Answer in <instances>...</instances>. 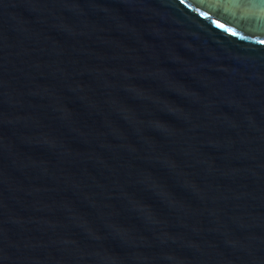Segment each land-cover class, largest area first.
Returning a JSON list of instances; mask_svg holds the SVG:
<instances>
[{
	"label": "water",
	"instance_id": "1",
	"mask_svg": "<svg viewBox=\"0 0 264 264\" xmlns=\"http://www.w3.org/2000/svg\"><path fill=\"white\" fill-rule=\"evenodd\" d=\"M262 40V0H0V264H264Z\"/></svg>",
	"mask_w": 264,
	"mask_h": 264
},
{
	"label": "snow or ice",
	"instance_id": "2",
	"mask_svg": "<svg viewBox=\"0 0 264 264\" xmlns=\"http://www.w3.org/2000/svg\"><path fill=\"white\" fill-rule=\"evenodd\" d=\"M183 2H184V0H181V3H183ZM262 2H264V0H262ZM217 26L221 27V28L224 27L222 24H218ZM229 31L231 32L232 35H236V33L232 32L231 29H229ZM260 43L264 44V40L260 41Z\"/></svg>",
	"mask_w": 264,
	"mask_h": 264
}]
</instances>
